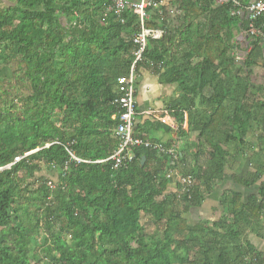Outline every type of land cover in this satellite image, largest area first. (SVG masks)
<instances>
[{
    "label": "trees",
    "instance_id": "obj_1",
    "mask_svg": "<svg viewBox=\"0 0 264 264\" xmlns=\"http://www.w3.org/2000/svg\"><path fill=\"white\" fill-rule=\"evenodd\" d=\"M111 2L0 4V69L8 73L0 74V264L39 261L32 253L34 238L46 264H264L247 238L250 231L264 240V179L245 203L239 193L224 194L215 222L183 217L221 180L230 150L254 156L255 170L239 180L242 185L264 177V161L257 158L264 152V102L252 99L248 77L229 56L230 28L247 25L246 19L231 16L227 5L213 7L212 0L174 1L186 45L180 59L201 58L190 67L188 61L176 66L164 43L175 36L168 35L162 14L151 13L145 27L165 34L147 40L137 67L148 60L161 63L163 80L177 84L193 146L181 148L176 159L133 148L134 158L114 168L110 160L97 161L118 143L115 85L128 73L138 20L129 11L106 12ZM203 16L207 27L189 37L192 23ZM262 24L259 17L255 25ZM209 85L211 93L204 96ZM169 167L194 178L187 193L177 196L178 183L167 192ZM43 169L55 172L56 180L36 179ZM142 215L153 224L150 236Z\"/></svg>",
    "mask_w": 264,
    "mask_h": 264
},
{
    "label": "crops",
    "instance_id": "obj_2",
    "mask_svg": "<svg viewBox=\"0 0 264 264\" xmlns=\"http://www.w3.org/2000/svg\"><path fill=\"white\" fill-rule=\"evenodd\" d=\"M174 1L176 0H168L166 9H163L161 13L162 17L166 20L168 30H170L168 35L171 34L175 36L174 39H172V43H168V41L164 43L167 46L169 55L174 57L173 59L176 66L181 63V61H188L191 67L196 62H199L201 58L199 56H192L190 59H180V56L186 51V45L180 40V35L182 37L184 36V34H181L184 32V29L178 30L181 12L179 8L171 5L174 4ZM240 1L242 3H247L252 0ZM212 4L213 7L214 5H220L216 0H212ZM260 17H262L264 24V13ZM207 24L208 21L204 16L194 21L192 23L194 26L191 28L192 32L189 33V37L194 35L193 31H195V29H204L207 27ZM263 24L259 26L262 31ZM246 30V23L240 22L230 28L229 43L232 47L229 50V56L233 57L237 62V68H242L241 74L248 77L250 83L248 89L253 95L252 99L264 102V44L258 41H250L249 37L246 35ZM237 55L241 56V58L236 59ZM237 68L235 69L236 72L238 70ZM163 71L164 69L161 63L149 60L148 66L141 65L136 69L134 83L136 120L134 131L136 134L146 139L149 138L154 140L151 142L160 143L163 146L168 145V147H164L173 149L175 153H178L181 148L193 146L194 134L188 133L187 131L188 118L186 108L178 105L181 96L177 84L164 81L162 78ZM4 73L6 74V70L0 69V74L3 75ZM219 77H221L220 73ZM212 86L213 85H209L204 88L202 91L204 96H208L211 93ZM196 107L201 110L204 108L199 101L195 100V108ZM162 119L164 121H162ZM162 125L166 126V129H164ZM257 133H259V131H257ZM251 138L252 137H250V139ZM251 141L254 142V139H251ZM254 146V152L257 153V145ZM203 149L205 150V146ZM190 152L191 149H188V153ZM230 152L232 153V158H229V163L225 167L221 180L214 183L211 192L205 196V199L199 206L190 208L188 214H186L188 219L191 220L190 222L198 223L206 221L212 223L217 221L222 214L221 199L226 193H239L243 203L257 196L260 182L264 177L250 186H244L239 182V180L247 178L254 172L255 169L252 165L253 161L251 162V158L254 157L252 156L253 154L249 151L239 152L237 154H233L231 150ZM257 158L260 161H264V152L262 154L258 152ZM167 173V192H174L176 190L175 183H177L178 180L177 171L173 169V167H169ZM260 219L263 226L260 233L264 235V213ZM247 238L254 247L255 245L252 243L251 239L256 238L264 242L263 239L257 237L250 231L247 233ZM256 250L258 251V248ZM261 252L264 255V250Z\"/></svg>",
    "mask_w": 264,
    "mask_h": 264
},
{
    "label": "built area",
    "instance_id": "obj_3",
    "mask_svg": "<svg viewBox=\"0 0 264 264\" xmlns=\"http://www.w3.org/2000/svg\"><path fill=\"white\" fill-rule=\"evenodd\" d=\"M216 2L220 5H227L231 16H243L247 20L246 35L250 41H258L264 44V31L255 25L257 19L264 13V0H252L247 3H242L240 0H216ZM167 3L168 0H112L107 5L106 12H112L120 16L124 12L129 11L137 17L138 22L137 30L131 36L134 49L128 73L116 79L117 97L114 102L119 108V114L116 119L114 134L118 143L109 157L97 162L110 160L113 162L114 168L124 166L134 158L133 148L137 147L156 150L167 154L173 159L177 157V153L173 149L166 148L160 143L151 142L134 131L136 120L134 83L137 65L144 60L143 54L146 49L147 40H159L165 32L164 29L160 28H147L145 27V22L150 19L152 12L157 11L158 14H161L162 10L166 9ZM120 20L121 22L123 21V19ZM240 58L241 56H236V59ZM162 121L164 120L162 119ZM177 183L179 185L177 196H179L180 194L187 193L195 184V180L190 175H178ZM48 184L51 187V183L49 182Z\"/></svg>",
    "mask_w": 264,
    "mask_h": 264
},
{
    "label": "rangeland",
    "instance_id": "obj_4",
    "mask_svg": "<svg viewBox=\"0 0 264 264\" xmlns=\"http://www.w3.org/2000/svg\"><path fill=\"white\" fill-rule=\"evenodd\" d=\"M11 3V0H0V4H9ZM3 75H7L8 76V73L6 72V74L4 73ZM41 176H44L46 178H48V180H51V181H55L56 180V174L55 172H46L45 169H43L41 172L39 173H36L35 177L36 179H38V177H41ZM30 182L33 181V179L29 180ZM36 182V180L34 181ZM38 180L36 182V184L34 185V187H36L38 185ZM188 213H185L183 214V217H185L187 219V221H191L190 219H188V216L186 215ZM140 222L144 228V233L146 234V236H150L153 231H154V227H153V224L150 222L149 220V216L148 215H142L141 216V219H140ZM252 240V243H254L256 249L258 248V251H260V253H262L261 251L264 250V242L263 241H260V239H251ZM39 245V239L38 238H34L32 241H31V246H33V251L32 253L36 254L37 256V259L38 260H32L31 261V264H46L45 260H43V255L40 253V249L38 247ZM263 255V254H262ZM40 259H42L40 261Z\"/></svg>",
    "mask_w": 264,
    "mask_h": 264
},
{
    "label": "water",
    "instance_id": "obj_5",
    "mask_svg": "<svg viewBox=\"0 0 264 264\" xmlns=\"http://www.w3.org/2000/svg\"><path fill=\"white\" fill-rule=\"evenodd\" d=\"M143 160H144V157H142L141 162H143Z\"/></svg>",
    "mask_w": 264,
    "mask_h": 264
},
{
    "label": "bare ground",
    "instance_id": "obj_6",
    "mask_svg": "<svg viewBox=\"0 0 264 264\" xmlns=\"http://www.w3.org/2000/svg\"><path fill=\"white\" fill-rule=\"evenodd\" d=\"M163 113V112H162Z\"/></svg>",
    "mask_w": 264,
    "mask_h": 264
}]
</instances>
